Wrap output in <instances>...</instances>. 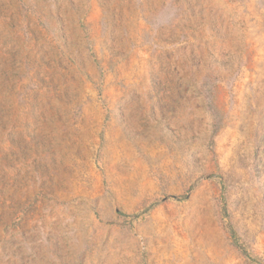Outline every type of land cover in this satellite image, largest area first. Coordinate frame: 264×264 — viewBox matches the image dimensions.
<instances>
[{
	"label": "rangeland",
	"instance_id": "374dc122",
	"mask_svg": "<svg viewBox=\"0 0 264 264\" xmlns=\"http://www.w3.org/2000/svg\"><path fill=\"white\" fill-rule=\"evenodd\" d=\"M0 264H264V0H0Z\"/></svg>",
	"mask_w": 264,
	"mask_h": 264
}]
</instances>
